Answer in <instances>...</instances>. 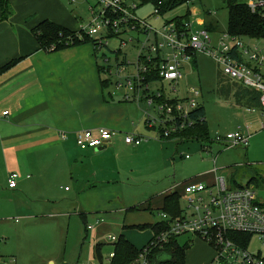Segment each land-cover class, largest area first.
I'll return each instance as SVG.
<instances>
[{
    "label": "rangeland",
    "instance_id": "374dc122",
    "mask_svg": "<svg viewBox=\"0 0 264 264\" xmlns=\"http://www.w3.org/2000/svg\"><path fill=\"white\" fill-rule=\"evenodd\" d=\"M133 1L139 7L136 11L138 19L146 20L154 28H158L164 20H176L189 13L188 19L193 31L209 28L215 30L212 33L214 40L222 39L224 43L232 44L223 36L229 31L225 0H190L188 4L161 18L153 17L152 4L141 6L140 0ZM236 1L241 5L249 2ZM61 3L71 16L77 18L79 26L89 24V6L96 4L95 0H61ZM72 33L77 35L78 32ZM132 36L136 41L122 48V55H118L117 59L107 49L99 52L104 76L105 69L114 67L124 55L127 62H135L147 39L146 35ZM73 39L74 37L57 35L49 49H53V45L72 43ZM109 45L111 50L118 49L119 40L112 39ZM196 62V67H184L183 78L177 85H172L175 93L168 83L155 85L154 89L163 87L167 98L177 97L181 100L192 97L191 89L201 91L202 97L198 100V105L205 110L208 133L212 139V142L209 140L206 143L207 150L203 151V143L198 141H163L160 129L163 127V120H168V117L160 114L155 107L148 108L142 102L139 105L138 102L131 101L128 109L137 127L135 131L143 134V141L146 139L142 145L144 148L131 158L130 165L125 164L124 172L108 184L109 189L99 203L92 196L78 198V181L85 183L89 180V169L79 158H76L77 162L70 164V168H76V173L81 170L79 176L76 174V179L70 177L65 168V174L50 177L43 187L40 186L41 191L50 196V203L44 204L46 206L37 205L40 210L35 208L30 212L36 213L34 218L26 217L23 210H18L25 207L22 198L0 195V256L6 264H110V256L117 244V241L111 242L110 237L116 240L123 237L137 250H141L149 244L153 233L149 229L138 230L131 227L161 221V213L155 210L156 200L161 194L174 185L197 179L207 171L215 170L216 175L225 179L227 185L233 188L250 184L257 199L264 204V130H258L260 124H264V117L255 100L257 94L224 77L216 63L204 55H198ZM134 71V66H127L123 76L133 74ZM114 79L112 76L111 81ZM120 93L123 94V91ZM248 109H253L254 113L248 112ZM149 120L151 122L147 124ZM246 127L250 128L251 133L246 148H226L214 141L217 134L224 136L237 129L245 130ZM164 138L171 140L169 137ZM76 154L87 156L78 150ZM110 154L115 156L114 151ZM186 155L189 156L188 159H185ZM109 164L115 166L110 161ZM203 182L205 185L211 183L205 180ZM177 191L180 194L178 202L181 210H187V197L182 194L183 189ZM148 203L152 204L150 211L132 210ZM28 205L30 209L32 201ZM96 221L101 223L95 225ZM88 226H93L94 229L87 231ZM176 242L181 247L190 246L185 253V264H211L215 257V250L195 236H179ZM97 246L100 247V259L96 253ZM248 250L250 253L259 252L264 257V244L256 237L251 239ZM2 264L5 263L2 261Z\"/></svg>",
    "mask_w": 264,
    "mask_h": 264
},
{
    "label": "crops",
    "instance_id": "0c3cea01",
    "mask_svg": "<svg viewBox=\"0 0 264 264\" xmlns=\"http://www.w3.org/2000/svg\"><path fill=\"white\" fill-rule=\"evenodd\" d=\"M5 1V13L0 6V69L8 66L0 73V195L22 198L25 207L18 210L34 218L36 213L30 212L35 208L40 210L37 205L50 203V196L40 186L50 177L65 174V168L76 179L81 170L76 173L70 164L79 158L89 169V180L85 183L77 180L78 198L92 196L99 203L109 189L108 184L144 148L143 143L132 147L123 142L128 133L143 138V134L135 131L137 127L128 109L131 101H124L126 91H117L100 71L99 51L92 44L72 45L57 51L39 48L34 30L42 22L50 21L75 32L81 27L61 0ZM105 80L109 85L103 87ZM98 129L118 134L101 151H81L75 144V134ZM76 150L87 156L77 155ZM111 151L115 156H111ZM109 161L115 166H110ZM214 171L170 187L156 200L155 210L160 212L165 195L187 184H205L203 180L212 184L218 178ZM11 173L19 175L15 189L8 188ZM30 201L33 205L29 209ZM141 210H152V204L139 206L137 211ZM152 239L153 236L150 242ZM0 260L6 264L1 256Z\"/></svg>",
    "mask_w": 264,
    "mask_h": 264
},
{
    "label": "built area",
    "instance_id": "2783aa9c",
    "mask_svg": "<svg viewBox=\"0 0 264 264\" xmlns=\"http://www.w3.org/2000/svg\"><path fill=\"white\" fill-rule=\"evenodd\" d=\"M95 3L89 6V24L81 26L77 32L93 39L95 49L100 53L107 49L117 59L118 55H122V48L136 41L132 34L146 35L147 43L142 46L133 64L127 62L124 55L120 62L117 60L114 67L109 66L104 72L117 91H126L124 101L142 102L168 117V120L162 122L163 137H170L178 131L195 126L189 114L200 106L198 100L202 93L191 89L192 97L184 100L177 97L169 99L163 87H154L168 83L175 93L172 85L178 84L183 78L184 67H191L192 60L198 55L213 60L224 77L255 92L258 96V109L264 117V37L248 39L227 33L223 36L232 44L224 43L222 39L214 40V34L206 29L193 31L190 21L178 26L173 20H164L158 28H154L146 20L138 19L136 11L139 7L133 0H95ZM246 5L252 14H257L264 22V0H249ZM154 16L161 18L157 10H154ZM125 37H128L127 40ZM112 39L119 40L118 49L111 50L109 41ZM130 65L134 66V73L123 76L126 67ZM155 75L157 80H154ZM112 76L115 77L113 82ZM3 115H7V112ZM259 128L264 130V124H260ZM117 134L107 129L86 130L76 133L74 141L81 151L96 150L106 148ZM250 137V128L246 127L244 131L238 130L224 136L217 134L214 141L226 148H246ZM61 138L66 139V136L61 135ZM144 141L134 134H125L123 137L124 144L133 147H139ZM201 149L207 150L206 143L201 145ZM188 158L186 155L185 159ZM18 178L17 173L9 175V189L16 188ZM182 194L187 197L189 212L182 210L176 218L160 214L161 221L169 225L168 230L153 234L149 245L131 264H149L152 251L162 248L172 237L183 235L200 238L215 250L211 264H264L261 253H250L248 248L244 249L228 238L230 233H241L256 237L264 244V208L254 188H233L227 185L225 179L218 177L210 185L187 184ZM100 223L96 221L95 225ZM86 229L92 231L94 227L88 226ZM109 240L116 242L114 237Z\"/></svg>",
    "mask_w": 264,
    "mask_h": 264
},
{
    "label": "trees",
    "instance_id": "16d2710c",
    "mask_svg": "<svg viewBox=\"0 0 264 264\" xmlns=\"http://www.w3.org/2000/svg\"><path fill=\"white\" fill-rule=\"evenodd\" d=\"M141 6L145 4H152L154 10H157L159 15L163 17L166 13L175 10L176 8L188 4L190 0H140ZM229 15V31L228 34L234 37L239 38H248V39H259L264 37V22L257 14H252L248 9L247 5L238 4L236 0H225ZM0 6L3 10V13L7 11L6 9V1L0 0ZM140 6V5H139ZM189 13H187L184 17L173 20L178 26H182L184 22L189 21ZM208 29V30H207ZM213 29V28H212ZM206 30L210 33H214L215 30H210L206 28ZM60 37H74L73 42L62 45H53V50H61L67 46H79L84 43L92 44L95 47V41L85 34L77 33L75 35L72 31L56 25L50 21L42 22L35 30L34 36L37 41V44L40 49L49 50L52 41L56 39V36ZM196 58L192 60V66L196 67ZM5 66L0 69V73L4 71ZM101 71V70H100ZM154 80H157L156 75L154 76ZM108 80L102 82V86L106 87L109 85ZM258 105V96L255 97ZM164 101V100H163ZM173 102V101H172ZM191 120L195 122V126L193 128H186L182 131H178L175 134H172L169 138L171 140H167L162 136V128L161 130V138L163 141H173L176 139L188 140V141H198L202 143H209L210 139L208 133V126L206 122L205 110L202 106H199L197 109L192 111L189 114ZM247 184L246 186H249ZM241 187V186H236ZM179 197L180 194L178 191L173 193H169L163 197L162 208L160 209L161 214H166L171 218H176L181 215V208L179 206ZM264 208V204H262ZM132 210H138L137 207ZM169 225L162 221H157L154 224L144 225V226H132L131 228H135L138 230H151L154 235H157L161 232L167 231ZM228 238L236 242L239 246L246 249L248 248L252 236L241 234V233H230L228 234ZM177 237H172L168 243L164 244L162 248L155 249L151 252L149 257V264H185V253L189 249V245H185L183 247L179 246L176 242ZM117 244L115 245L113 257L110 260V264H131L134 260H136L142 250H137L131 243H129L125 238L120 237V239L116 240ZM149 245V244H148ZM147 245V246H148ZM97 257L100 259V247H96Z\"/></svg>",
    "mask_w": 264,
    "mask_h": 264
},
{
    "label": "water",
    "instance_id": "95a60500",
    "mask_svg": "<svg viewBox=\"0 0 264 264\" xmlns=\"http://www.w3.org/2000/svg\"><path fill=\"white\" fill-rule=\"evenodd\" d=\"M101 150H102V148L96 149V151H101Z\"/></svg>",
    "mask_w": 264,
    "mask_h": 264
}]
</instances>
